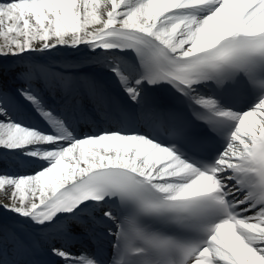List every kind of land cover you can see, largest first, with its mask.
<instances>
[{
  "label": "snow or ice",
  "instance_id": "obj_1",
  "mask_svg": "<svg viewBox=\"0 0 264 264\" xmlns=\"http://www.w3.org/2000/svg\"><path fill=\"white\" fill-rule=\"evenodd\" d=\"M0 38V149L37 165L0 173V264L24 228L56 264H264V0H0Z\"/></svg>",
  "mask_w": 264,
  "mask_h": 264
},
{
  "label": "bare ground",
  "instance_id": "obj_2",
  "mask_svg": "<svg viewBox=\"0 0 264 264\" xmlns=\"http://www.w3.org/2000/svg\"><path fill=\"white\" fill-rule=\"evenodd\" d=\"M0 43H3V38H0ZM84 49V46H81V50ZM73 49H69V48H63V49H60V50H53L52 51V54H51V57H48V56H41L40 59L41 60H51L53 62H57V58H56V54L57 56H61V58L63 59V61L67 60V61H75L78 56H79V53L76 51V50H73ZM11 58H9V60L7 61V63H11ZM16 71H23L22 68H18L16 69ZM10 74V73H9ZM44 82V81H41V83ZM15 159H17V161L15 162ZM19 165V162H18V157L16 154L14 153H11V152H8L7 150H2L0 149V167H2L3 165L4 166H8V167H11V169H8L10 171V173L13 175L17 174L19 170H16L15 169V165ZM10 191V189H9ZM0 197H3L4 198V195L3 193H0ZM48 237V235H46ZM49 240V238H47ZM13 243L14 241L10 238L7 242V251L8 254L6 253L7 258L8 260L11 262L12 260V257H11V254H14L16 255V251L15 249L13 248ZM18 253V252H17Z\"/></svg>",
  "mask_w": 264,
  "mask_h": 264
},
{
  "label": "rangeland",
  "instance_id": "obj_3",
  "mask_svg": "<svg viewBox=\"0 0 264 264\" xmlns=\"http://www.w3.org/2000/svg\"><path fill=\"white\" fill-rule=\"evenodd\" d=\"M0 202H2V203H7L8 201H7L5 198L0 197Z\"/></svg>",
  "mask_w": 264,
  "mask_h": 264
}]
</instances>
